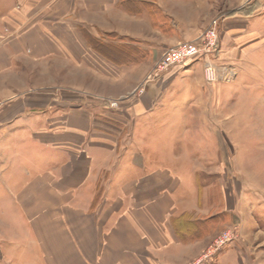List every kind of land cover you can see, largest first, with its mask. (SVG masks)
<instances>
[{"label":"crops","instance_id":"0c3cea01","mask_svg":"<svg viewBox=\"0 0 264 264\" xmlns=\"http://www.w3.org/2000/svg\"><path fill=\"white\" fill-rule=\"evenodd\" d=\"M50 2L59 12L56 23L69 28L73 20L87 29V35L73 25L67 32L53 31L52 20L41 27L30 24L33 14L23 8L33 4L31 0H15L14 9L23 13L19 22L10 21L2 7L0 23L12 26L0 31V104L7 105V111L12 107L5 116L14 115L0 124V264H37V259L41 264H191L197 244L204 240L181 241L172 221L203 212L206 196L194 181L196 166L191 175L183 167L187 157L175 150L166 154L164 128L170 119L185 114L176 102L189 95L183 136L196 144L190 126L194 106L202 102L203 82L210 116L219 104L229 103L232 93H241V82L215 85L203 62L197 61L156 77L139 97L130 93L167 48L203 33L211 20L212 0ZM23 23L28 25L21 27ZM219 33L216 71L224 34L226 38L237 34L224 28ZM89 37L117 54L101 53L86 41ZM136 51L141 58L133 54ZM54 58L72 74L60 87L86 90L83 78L93 72L96 88L90 89L97 98L80 92L58 99L47 92L39 93V99L26 92L35 81L25 73H35L38 65L52 88ZM102 65L108 74H97ZM113 99L120 101L118 108L110 106ZM236 99L232 108H225L221 124L211 120L221 134L230 112L238 122L244 120L248 101L239 94ZM252 102V109H246L253 110L258 124L250 130L238 123L236 130L240 135L251 133L253 147L264 152V89ZM174 126L168 135L174 134ZM257 159L251 194L262 209L264 182L258 178L264 158ZM253 220L252 226L260 229L259 219ZM245 224L243 220L238 226L246 228ZM216 260L215 264H244L239 253Z\"/></svg>","mask_w":264,"mask_h":264},{"label":"rangeland","instance_id":"374dc122","mask_svg":"<svg viewBox=\"0 0 264 264\" xmlns=\"http://www.w3.org/2000/svg\"><path fill=\"white\" fill-rule=\"evenodd\" d=\"M3 1L2 7L4 6V11L7 13L5 16L10 21H22V9H14L15 0ZM31 1H34V3L26 4L23 8L27 13L33 14L30 24L41 27L45 22L52 20L53 31L67 32L73 25L74 30L81 31L87 35V29H84L83 25L76 24L73 20L69 28L66 24L56 23L55 20L59 18V12L54 8L55 4L50 7L52 3L50 0ZM46 1H49L47 6L44 4ZM2 7H0V19L3 13ZM211 9L210 23L203 32L210 28L214 20H217V29L219 31L224 28L225 32L237 33L234 36L230 35L229 38H226V34H224V51L221 54V59L216 62L218 70L214 73L212 82L215 85H220L227 81L233 83L240 81L241 87L239 89L241 93H232L229 96V103L225 105L224 103L219 104L216 114L213 112L212 116H210L206 111L208 94L206 85L203 82L202 102L195 104L196 116L194 123L190 126V128L194 129L196 144L194 142L188 143V140L183 136V119L188 112L187 106L190 104H186V102L190 100V96L188 95L181 100L177 99L176 105L180 106L179 108L183 107L185 114L177 119H170L167 127L164 128L165 152L171 155L174 152L173 150H175L177 154L187 157V163H183V167L191 175L196 171V175L193 176L194 181L197 182L200 191L205 192L206 201L204 202L207 205L203 212L174 218L172 225L177 238L183 242L190 243L204 240L197 244L194 250L196 259L193 258L195 260L192 259L191 264H204L209 260L213 261L211 264H215L217 257L224 255L230 257L237 253L241 255L244 264H264V207L261 209L255 205L256 201H254L251 194V185H253L251 181L252 166L257 158L259 159L260 156L262 159L264 158V152L258 150V147H256L257 150L253 147L251 133L249 135H240L236 130L238 123L244 129L251 130L259 122L253 116V110L247 111L246 108L250 107L249 109H252V99L256 95H262L264 89V0H212ZM13 14H16L17 18ZM27 25L28 23L20 24L21 27H26ZM11 26L12 24L0 23V31L7 32ZM238 37L240 39L236 40ZM86 41L93 44L105 55L107 53H110V55H114L113 53L117 54L115 49L100 44L97 39L89 37ZM133 54L141 58L140 55H137V51ZM96 57L105 62L103 56H100L102 59L99 54ZM117 58L119 59V57ZM52 63V88L46 83L49 78L48 74H45L41 70L40 65H38L35 73H25L27 79L30 74L29 79L31 82L35 81V86L26 89V92H29L33 97L37 95L35 97L38 98L40 97L39 93L47 92H52L54 98L58 99L63 97L72 98L75 95L79 96L80 92L89 99L97 98V92H93L90 89L95 86L93 85L95 80L93 72H86L83 78L88 88L86 90L82 89V91L76 90L75 92L72 88L60 87L61 83L67 79L66 75L68 77L72 76V74L66 72L65 64L55 58ZM90 63L97 68L99 67L96 60H90ZM100 67L102 71L97 72V74H108V70L103 71V65ZM75 76L74 72L73 78H76ZM143 85L144 87L148 86L143 81L139 87ZM137 88L138 86L132 89L130 93L134 97H139L145 92L144 90L142 94L134 93ZM217 88L220 87L217 86ZM238 94L241 97H245V100L248 101L244 105V120L238 122L237 118L233 117L232 112H230L228 120L226 118L223 119L224 129L223 134H221L218 126H211V120L218 121V124H221V115L226 111V107L229 109L236 104ZM249 101L251 102L249 103ZM4 102L6 103L7 101ZM2 105L0 104V124L4 121H9L14 115L5 116L4 114L9 112L12 107L7 111V105ZM173 125L176 128L175 132L173 135H168L167 131ZM206 152H208L207 157L204 156ZM199 158L204 160H199ZM236 163L239 164V167L235 168ZM194 165L196 169L193 171ZM262 167L263 169L258 179L264 182V163H262ZM261 197L264 198V195L261 194ZM238 208L239 210H237ZM254 217L259 219L260 229L252 226ZM243 220L248 224L246 228L238 226ZM226 234H228L230 239L225 244L219 245V239ZM190 254L193 255L192 253ZM36 261H38L37 264H41V260L37 259Z\"/></svg>","mask_w":264,"mask_h":264},{"label":"built area","instance_id":"2783aa9c","mask_svg":"<svg viewBox=\"0 0 264 264\" xmlns=\"http://www.w3.org/2000/svg\"><path fill=\"white\" fill-rule=\"evenodd\" d=\"M217 23V20H214L210 28L203 32L196 40L179 42L167 48L157 61L152 73L145 80V85L172 68L188 66L197 61L203 62L205 72L212 79L216 72L214 60L217 58V53L220 50V33L217 29ZM144 90L145 87L143 85L142 87H138L134 93L142 94ZM110 106L118 108L120 101L117 99L110 100ZM229 239L228 234H226L219 239L218 243L219 245H223Z\"/></svg>","mask_w":264,"mask_h":264}]
</instances>
